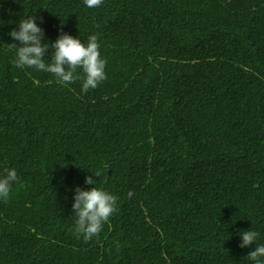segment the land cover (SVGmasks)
Returning a JSON list of instances; mask_svg holds the SVG:
<instances>
[{
  "label": "trees",
  "instance_id": "1",
  "mask_svg": "<svg viewBox=\"0 0 264 264\" xmlns=\"http://www.w3.org/2000/svg\"><path fill=\"white\" fill-rule=\"evenodd\" d=\"M29 17L49 46L96 35L106 79L84 93L81 81L14 66L12 44L23 45L9 33ZM6 168L19 180L0 198V264H254L264 0H0V176ZM94 186L117 210L85 242L72 205L77 187ZM247 230L258 236L241 248Z\"/></svg>",
  "mask_w": 264,
  "mask_h": 264
},
{
  "label": "clouds",
  "instance_id": "2",
  "mask_svg": "<svg viewBox=\"0 0 264 264\" xmlns=\"http://www.w3.org/2000/svg\"><path fill=\"white\" fill-rule=\"evenodd\" d=\"M103 0H84L89 8L99 7ZM9 35L23 46L12 44L16 48L15 58L12 61L18 68L34 67L37 70L53 74L57 82L62 85L82 82L81 91L87 93L95 89L106 79V61L100 57L97 36L88 37L87 43H81L79 38H74L62 33L55 43H42L43 30L35 23L34 17L22 19L19 22V31L13 30ZM53 49L49 63L44 59L45 53ZM81 69V72L77 70ZM98 173L96 176L98 177ZM19 180L16 169H4V175L0 176V198L9 196L12 185ZM86 184H95L92 177H86ZM132 193L129 192V198ZM117 197L105 190L92 187L90 190L75 189L73 211L77 216L75 233L82 236L85 242L98 236L104 223L117 210ZM112 222L108 224L111 226ZM241 248L247 247L256 241L258 233L247 230L240 233ZM248 258L254 264H264V244H256L255 250L248 254Z\"/></svg>",
  "mask_w": 264,
  "mask_h": 264
}]
</instances>
